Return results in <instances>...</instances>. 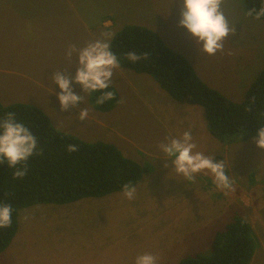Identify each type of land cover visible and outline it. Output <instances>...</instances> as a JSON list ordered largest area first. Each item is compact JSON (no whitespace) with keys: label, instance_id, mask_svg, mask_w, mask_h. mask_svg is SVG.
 Listing matches in <instances>:
<instances>
[{"label":"rangeland","instance_id":"obj_1","mask_svg":"<svg viewBox=\"0 0 264 264\" xmlns=\"http://www.w3.org/2000/svg\"><path fill=\"white\" fill-rule=\"evenodd\" d=\"M180 9V0H0V102L30 103L46 113L58 129L88 142L113 143L126 157L139 163L135 158L138 153L143 160L140 165L147 172L143 181L149 184V193L123 201L136 207L138 216L135 211L128 214L123 238L115 235L113 245H108L112 249L108 259L102 257L103 261L91 264H134L135 257L145 252L156 255L157 264H177L189 254L210 252L213 233L235 215L246 218L253 229L255 250L250 263L264 264V149L255 144V135L241 132L227 136L215 155L234 182L232 190L221 193L203 176L194 178L191 194L167 197L159 194L160 188H175L174 184L180 183L178 174L176 178L169 175V170L175 171L173 164L145 158L144 152L163 153L158 145L171 137L165 133L164 121L155 117L156 103L161 101L165 106L170 100L178 101L153 78L120 67L112 79L119 95L114 108L95 109L89 93L73 83V91L84 100L77 107L60 109L57 93L61 90L53 73L60 70L74 76L77 66L75 55L71 60L66 58L67 47H83L101 33L115 34L126 24L154 30L168 47L188 59L203 82L240 102L263 65L264 19L247 15L243 0H224L222 9L235 34L225 40L223 52L208 55L179 25ZM105 20L113 25L102 27ZM137 77L153 82L162 94L153 88L131 86L128 78ZM83 108H87L88 117L104 126L80 120L78 112ZM136 145L141 146L139 151ZM148 200L154 207L145 211L142 207Z\"/></svg>","mask_w":264,"mask_h":264},{"label":"trees","instance_id":"obj_2","mask_svg":"<svg viewBox=\"0 0 264 264\" xmlns=\"http://www.w3.org/2000/svg\"><path fill=\"white\" fill-rule=\"evenodd\" d=\"M243 6L247 14L250 9L259 10L264 6V0H243ZM111 50L117 55L120 67L149 75L178 102L201 106L210 134L221 141L241 132L255 135L264 126V55L262 68L243 99L234 102L203 82L185 56L168 47L146 26H122L114 34ZM129 51L138 55L146 53L147 58L133 63L127 59ZM104 91L114 92L115 98L97 104V97ZM88 100L95 109L108 111L117 105L119 95L111 84L109 89L89 93ZM8 112L15 113L17 121L33 132L40 154L29 157L27 174L22 178L13 176L14 169L6 160L0 162V204L12 207L11 225L0 228V253L17 231L19 209L37 203L62 204L84 197H101L122 191L125 183L136 185L140 181L144 168L123 155L115 144L100 140L88 142L62 131L46 113L30 103L3 105L0 102V118ZM69 144L76 145L77 150L69 152ZM254 250L250 222L235 215L223 229L213 233L210 252L189 254L177 264H249Z\"/></svg>","mask_w":264,"mask_h":264},{"label":"crops","instance_id":"obj_3","mask_svg":"<svg viewBox=\"0 0 264 264\" xmlns=\"http://www.w3.org/2000/svg\"><path fill=\"white\" fill-rule=\"evenodd\" d=\"M104 25L109 28L113 22L105 20L102 27ZM128 79L131 86L136 84L142 89L153 88L157 94H162L151 81L138 77ZM156 105L158 107L155 117L164 121L165 133L171 137H180L183 132L191 131L197 150L215 158L221 149L222 141L210 134L203 110L196 105L173 100L165 106L161 101ZM87 119L104 126L101 121L92 120V116ZM127 140L131 141L128 138ZM134 147L138 151L141 148L138 145ZM144 153L145 158H159L167 160V166L172 164V158L164 153ZM135 158L139 160V164L143 161L138 153ZM144 173L147 172L143 171L140 181L135 185L136 195L149 193V184L143 181ZM177 174L176 171L169 170V175L174 178ZM203 176L213 181V176L208 170L195 174V178ZM178 179L180 183L174 184L175 188L167 185L163 190L161 187L159 194L167 197L191 194L194 190V180H186L181 174H178ZM219 190L221 193L225 191L221 188ZM124 200L127 198L123 196L122 191H115L105 196L84 197L68 203H37L23 207V210L18 211L17 231L7 248L0 253V264H91L98 260L103 261L102 257L107 260L108 253H112L108 245H113L115 235L117 239L123 238L124 220L128 214L135 211V216H138L136 207L125 205ZM153 207V202L148 200V204L142 209L152 210ZM26 215L29 217L27 220L24 219ZM208 218L209 215H206L205 220Z\"/></svg>","mask_w":264,"mask_h":264},{"label":"clouds","instance_id":"obj_4","mask_svg":"<svg viewBox=\"0 0 264 264\" xmlns=\"http://www.w3.org/2000/svg\"><path fill=\"white\" fill-rule=\"evenodd\" d=\"M223 3L224 0H180L179 25L187 29L199 46V50L208 55H215L218 51L223 52L225 40L235 34L234 25L229 24L223 12ZM247 15L254 16L256 19L261 18L264 16V6L259 10L250 9ZM113 38V32L105 31L100 34V37L83 47H77L75 44L67 47L66 58L71 60L75 55L77 66L74 76L62 74L60 70L53 73L54 82L61 90L57 93L61 111L69 107H77L78 102L84 100V96L73 91V83L79 84L84 93L110 88L114 71L120 68L119 59L111 50ZM146 58V53L140 55L134 51L127 53V59L133 63ZM114 98V92L104 91L97 97L96 103L102 104ZM87 117V108L78 112L80 120H86ZM253 140L257 147L264 149V126L258 128ZM158 147L167 157L172 158L175 171L183 175L186 180H194L195 174L208 170L218 188L233 189L234 182L226 174L224 162L198 151L191 131L183 132L180 137L166 138V142H161ZM67 149L73 152L77 150V147L69 144ZM34 153L40 154L37 151V139L33 132L23 122L17 121L15 113H6L3 118H0V162L6 160L9 167L14 169L13 176L22 178L27 174L26 162ZM18 165L23 167H17ZM136 192V186L130 182L122 187V194L128 200L134 199ZM28 218L27 215L24 217L25 220ZM11 223V205L0 204V228H7ZM157 260L156 255L145 252L135 257L134 264H157Z\"/></svg>","mask_w":264,"mask_h":264}]
</instances>
